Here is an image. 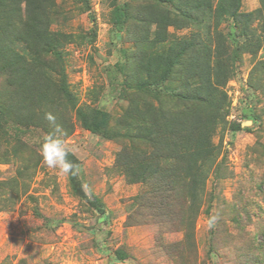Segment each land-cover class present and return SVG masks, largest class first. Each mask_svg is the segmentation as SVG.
<instances>
[{"label":"rangeland","instance_id":"obj_1","mask_svg":"<svg viewBox=\"0 0 264 264\" xmlns=\"http://www.w3.org/2000/svg\"><path fill=\"white\" fill-rule=\"evenodd\" d=\"M53 1L50 30L66 36L62 53L71 98L62 102L58 115L52 109L44 111L62 127L63 139L79 160L83 191L87 184L92 195L80 198L69 175L44 163L41 144L52 131L45 118L21 131L9 124L10 138L17 132L20 141L10 145L8 137L3 138L0 154L11 155L15 149L18 157L0 160V182L18 178V192L14 198L6 194V203L0 201V264H264V21L257 18L251 24L261 41L257 54L241 48L231 78L221 88L226 94L225 122L213 137L220 149L217 162L223 160L220 178L213 171L209 174L187 241L184 232L163 226L158 216L137 207L143 185L131 183L118 164L123 149L129 154V140L117 134L125 132L123 117L132 97L125 74L137 44L129 22L117 27L114 13L116 6L135 0H89L90 12L81 0ZM259 9V0H242L240 12ZM220 30L227 37L229 54L246 41L232 19H224ZM169 33L174 41L204 30L189 26L170 28ZM6 89L0 75V95ZM79 108L108 112L110 135L116 136L106 138L84 129ZM235 126L240 130H232ZM116 251L125 259H118Z\"/></svg>","mask_w":264,"mask_h":264},{"label":"trees","instance_id":"obj_2","mask_svg":"<svg viewBox=\"0 0 264 264\" xmlns=\"http://www.w3.org/2000/svg\"><path fill=\"white\" fill-rule=\"evenodd\" d=\"M135 1L139 3L134 5ZM135 1L116 6L114 13L117 27L124 28L129 22V33L137 44L129 54V72L125 74L132 94L123 117L125 132L117 134L129 140V154L123 149L118 164L131 183L143 185L136 197L137 207L158 216L163 226L184 232L189 241L208 176L213 171L220 178L223 160L217 162L220 149L213 144V137L225 122L222 103L226 94L221 88L231 78L240 49L256 55L260 48L251 24L257 18L264 21V0H259L258 11L250 13L240 12L242 0H219L217 6L214 0ZM143 1L152 4L143 6ZM81 2L90 12L89 0ZM54 6L53 0H0V75L7 82L0 95V144L5 137L6 144L20 141L17 132L10 138L9 124L21 131L42 121L45 109L60 114L59 106L71 98L62 53L66 36L50 30ZM226 18L232 19L246 39L230 54L227 37L220 30ZM189 26H200L204 33L170 40V28ZM255 42L258 45L253 50ZM52 75L58 76L59 82ZM77 116L91 133L116 136L110 135L108 112L79 108ZM232 130H240V126ZM10 156L17 158V151L11 155L2 152L0 160ZM69 159L79 165L72 152ZM22 174L24 169L18 173ZM17 179L0 182V201H9L8 193L14 198ZM69 180L83 199L78 175H69ZM93 203L99 206L96 197ZM116 257L124 260L125 254L116 251Z\"/></svg>","mask_w":264,"mask_h":264},{"label":"clouds","instance_id":"obj_3","mask_svg":"<svg viewBox=\"0 0 264 264\" xmlns=\"http://www.w3.org/2000/svg\"><path fill=\"white\" fill-rule=\"evenodd\" d=\"M104 102L102 101V104ZM45 119L52 127V131L44 137L41 144V155L44 163L51 169L58 170L60 174L77 176L80 166L69 159L71 149L63 139L65 133L62 127L56 123V117L52 113H45ZM86 195L91 197L92 192L87 184L83 185Z\"/></svg>","mask_w":264,"mask_h":264}]
</instances>
